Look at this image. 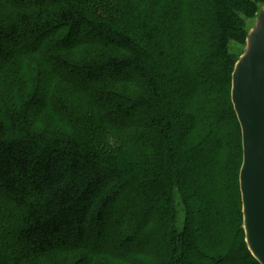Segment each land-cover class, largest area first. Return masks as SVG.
Returning a JSON list of instances; mask_svg holds the SVG:
<instances>
[{
    "label": "trees",
    "instance_id": "obj_1",
    "mask_svg": "<svg viewBox=\"0 0 264 264\" xmlns=\"http://www.w3.org/2000/svg\"><path fill=\"white\" fill-rule=\"evenodd\" d=\"M263 5L0 0V264H259L241 223L231 89ZM85 28L97 41L81 56ZM40 49L35 64L59 59L87 105L19 66L5 79Z\"/></svg>",
    "mask_w": 264,
    "mask_h": 264
},
{
    "label": "water",
    "instance_id": "obj_2",
    "mask_svg": "<svg viewBox=\"0 0 264 264\" xmlns=\"http://www.w3.org/2000/svg\"><path fill=\"white\" fill-rule=\"evenodd\" d=\"M233 71L231 98L244 153L239 183L245 242L264 264V5Z\"/></svg>",
    "mask_w": 264,
    "mask_h": 264
},
{
    "label": "rangeland",
    "instance_id": "obj_3",
    "mask_svg": "<svg viewBox=\"0 0 264 264\" xmlns=\"http://www.w3.org/2000/svg\"><path fill=\"white\" fill-rule=\"evenodd\" d=\"M253 21H249V26L253 25ZM81 37V39H85V40H88V43H87V47H82V52H81V56H83L85 54V52H87L88 50V47L89 46H93L95 44V41L96 40V37L95 35H92V33H89V29L88 28H85L82 30V32L80 33L79 35ZM100 43V42H99ZM114 47V45H111ZM242 50H243V46L240 45V43H235L233 42L231 45H230V51L232 53H235L237 55L241 54L242 53ZM39 52L41 53V49L40 50H36V51H28L27 54H29V58H25V55L21 56L22 54L19 53L18 54V57L17 59H14V63L11 64V67H9V69L5 70L4 71V77L5 79H7V77H10L12 74H14V70L17 71L16 69L18 68L19 66V70L16 72L17 74H20V75H23L25 77H28L31 81V83H33L35 81V79L38 77V79L43 82L45 80V83L48 85L50 84L51 85V88L54 90V91H59V92H62L63 90L65 91L64 92V96H65V99H69V103L74 105H87L88 102L87 101H84V100H80V97H82L80 95V93L76 90H74V86H80L81 84H78L80 81H78L77 79H75L72 75H71V72L70 70L68 69V67L66 68H60L59 67V63H60V60L59 59H56L54 58L52 55L49 56L48 58H46V62L42 64H38L36 65L35 64V58H37V54H39ZM24 54V53H23ZM35 57V58H34ZM25 63L28 65V71L24 72L23 71V66L25 65ZM34 63V67L36 68V70H33V68L29 69L30 65H32ZM66 63H72V61H68L66 60ZM42 69V72H40V70ZM74 84V85H73ZM76 84V85H75ZM201 84H204L203 86H205L206 84V81L205 80H201L200 81V85ZM33 87V85H31ZM66 89V90H65ZM36 91V89H35ZM81 91H84L86 92L87 94H90L91 93V90H90V87L89 86H86L84 87L83 90ZM218 93V92H216ZM36 94L39 95L38 92H36ZM72 109V107H70ZM110 108V107H109ZM45 114H48L45 113ZM147 123V121H146ZM242 167V166H241ZM225 197L226 199H228L230 197V192L229 191H225ZM236 205V206H235ZM231 213H228L225 214L224 218L222 219V224L223 226H229L228 230L230 233L233 232V224L235 223H240V220L237 218V219H234L232 218V214L237 211H239V206H238V199L236 198L235 201H232V206H231ZM182 216H180V221L182 222L183 219ZM243 222V220L241 221V223ZM243 224V223H242ZM100 244L108 247L109 245L104 241V242H101ZM226 248H231V244L227 242ZM110 249V248H107V250ZM115 249H112L111 251H114ZM56 257V256H55ZM58 258H59V255H58ZM158 256L156 257V261H157V264H158ZM58 261V260H57ZM55 264H59L58 262H56ZM242 264V263H241Z\"/></svg>",
    "mask_w": 264,
    "mask_h": 264
}]
</instances>
